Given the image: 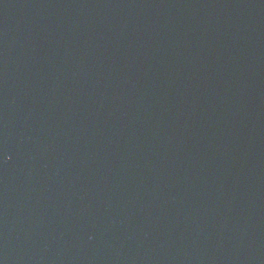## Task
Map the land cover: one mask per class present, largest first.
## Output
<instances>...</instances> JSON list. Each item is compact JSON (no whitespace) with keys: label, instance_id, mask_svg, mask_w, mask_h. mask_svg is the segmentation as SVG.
I'll return each instance as SVG.
<instances>
[{"label":"water","instance_id":"95a60500","mask_svg":"<svg viewBox=\"0 0 264 264\" xmlns=\"http://www.w3.org/2000/svg\"><path fill=\"white\" fill-rule=\"evenodd\" d=\"M0 264H264V0H0Z\"/></svg>","mask_w":264,"mask_h":264}]
</instances>
